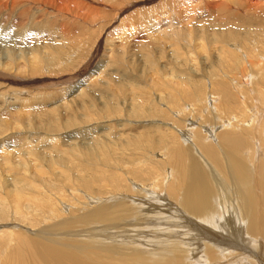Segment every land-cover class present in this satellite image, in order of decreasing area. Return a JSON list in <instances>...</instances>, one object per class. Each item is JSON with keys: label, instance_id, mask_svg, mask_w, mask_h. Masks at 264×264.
I'll return each instance as SVG.
<instances>
[{"label": "rangeland", "instance_id": "obj_1", "mask_svg": "<svg viewBox=\"0 0 264 264\" xmlns=\"http://www.w3.org/2000/svg\"><path fill=\"white\" fill-rule=\"evenodd\" d=\"M106 1L101 0V2H99L105 5L104 8L106 9L107 6L116 5L114 4L115 0H109V3H107ZM137 1L138 0H122V2L119 3L118 6H116V10L112 11H108V9L105 11H101L103 7L102 5H99L98 7L101 11H99V15H95V12L93 14L91 13V11L87 12L88 18L91 17V22H89V24H87V26L84 28L85 39L91 40L92 37H96L97 32L100 29L104 28L109 22V27L107 29L104 28L103 31H105L104 37L106 38L109 35H115V38L112 37V51H108L105 53V50H103L105 48H103L102 46L100 49V51H102H99L97 57L94 59L95 61L96 59L97 61H100L102 59L101 62L89 63L88 61L83 60V58L89 54L88 50H90L89 46L85 48L86 50H84L86 53L82 51L80 58L84 56V53L86 55L79 61L78 64H76V66L79 69H82L84 67L89 68L85 74H83V72L81 71L82 76H77L78 78L74 77L70 80H68L67 77L60 76L61 74L59 73L53 72L51 74L43 73L44 76H32L33 79L28 78L29 76L27 75V73H31L29 69L30 65L26 62L27 58L30 56V54H28V51L30 52V47H33L35 44L36 47H34V49H40L39 52H42L43 48H39V45L43 47L44 44L41 42V39H38V42L35 39L39 33L36 34L37 30H32L33 28L30 22H27L20 27H15L13 29H10L11 26L7 22L8 25L6 24L0 30V62H4L8 59V56H6L8 54L3 46L5 47L14 45V43L17 44V42L15 41V39L17 38L15 34L19 33L21 35L19 36L20 42L12 51V53L15 54L13 61L21 63L19 67L23 65V61L27 63V65L25 64V68L23 69H18L15 65H13L14 67L12 69V72L10 74H7V79L5 78V81L2 80V82L0 81V84L4 85L3 87L2 85H0L2 87H0V139L2 138L0 140V253H3L4 249L2 248H6V255L13 253L14 249L15 251L18 249L21 239L29 238L33 235L37 237V235H39L38 232L41 231L40 228L42 226L46 227L49 225L48 223L52 221L60 222L58 218L47 221L44 224L39 223L37 217L40 214L48 218H54L56 217V213L60 208L62 213H64L61 215L62 217H69L70 219L77 218L80 217L82 213L87 209L91 208V206L96 205L95 203L100 204L104 201L116 200L117 195L119 194V200L124 199L125 201H127L128 198L147 200L148 196L151 193L150 191H152L151 195H154V193H156L155 195H160L166 199L167 195L169 194L166 191L167 189L165 188H167L169 184L168 182L166 183L167 186L165 183L162 184L161 179H163V173H166L167 171L169 172V170L170 172H172V170H177L180 172V174H182V168H186L185 162L187 161V159H189V157H191V160H198L199 158L198 166L203 167L200 168L205 171V175L209 176V180L214 179L213 185L215 187H212V189L214 188L213 193L217 194V190L219 188H223L225 190H221L220 192H224L226 195L228 194L230 197H232L233 191L229 192L230 190H232V187L230 184L231 180L226 164L228 155L225 153L224 149L222 150L223 152L219 150V145H221L220 147L222 148V144L215 146V141L213 138L215 135H217L218 131H221L223 129V126L226 123L225 121H230V123L240 125V123H247V121L249 119L251 120L252 117L253 119H256V122L253 124L251 130L248 129L247 131H245L244 135L241 131L237 133L238 135L240 134L239 137L243 140V142L237 146V154H239L238 156H241L244 161L246 158L249 159V162L250 159L253 161L256 158L255 155H257V151L254 139L257 137V134L255 131H257L259 127H262L264 125V116H261L264 115V71L262 72L263 74L260 73L259 76H257V74L255 78H253V80H249L250 78H245L246 80H243L242 78L234 79L237 83H241L240 93L243 92L242 94H244L246 98L245 96H240L241 94L239 93V90L234 89L232 83V87H230V81L226 82L225 79L221 78V73L224 69H229L231 63L233 64V67L236 65V63H234V59L232 58L235 54L232 53L237 51L238 47L241 48L243 52L245 51V55L247 54V51L249 53L253 52L254 46L251 45V41L249 42L248 39L246 40L245 38L244 42H242L240 39H237L236 41L230 40L227 44L225 43V45L223 46V49L225 50H223V52L228 53L225 54L222 61L218 63L219 60H216L218 51H216V49H220L219 45L217 43V40H214V38L212 39L208 34L204 35L203 41L201 42V46L198 50L195 45H191L189 41L183 39L181 36L166 35L163 32V29L166 28L169 30V28L166 26V24H164L165 21H161L159 25V20H154L152 22V24L154 25L152 29L141 31L138 36L137 32L135 33L134 30L130 29H127V32L122 33V28L118 26L119 21L112 23L113 21L110 19L121 8L129 5V3H133V5L129 10L126 11L128 13L125 12L124 14H129L128 17H125L127 21L137 19L139 17H142V15L145 16L146 14H148L150 9L155 10L156 8H160L163 5L170 6L171 4H174V0H155L152 4L146 6L143 4L144 0H139L138 2ZM195 2H198L199 5H197L198 7H200H197V12L199 11V9H201V7H203L201 6L203 5L201 4L203 0H201V2L200 0H197ZM189 5H191L192 7V4ZM170 7L164 9L161 8L159 12H165L167 10L170 12ZM185 7L188 9L187 6ZM73 10H76V8L73 7ZM231 10L227 12V14L230 13L229 15H227L226 12H212L211 15L214 16L213 18L211 17L210 21H200V23H203L204 26L201 28L199 27L200 24L196 23V26H194V28L199 27L197 29H200V31L198 30V32L201 33L206 32L209 29L208 26H210V24H214V26L217 27V25L219 24H224L226 26V23L230 22V26L227 29L223 30L222 33H226L230 36L232 35V33L238 34L239 32L240 34H242L244 32L242 34V36L244 37V34L246 35L249 28L251 29L252 27H255V24H260V22H257V20H255L249 13H247V10H242L241 12L239 11L240 13L236 14V16L232 15V13L236 12L234 11L235 9ZM168 13L167 15L169 16ZM99 16H104L103 22L100 26H98L99 20L97 19ZM161 16H164L163 13L159 16V18ZM207 17L208 16L204 18L206 19ZM251 18L253 22H250ZM160 20H162V18H160ZM173 20L174 26L170 29L177 28V26L181 27L183 25V21L177 24L174 17ZM171 22L172 20H170V23ZM7 27H9V29H7ZM228 29H230L231 31ZM39 30L40 32L42 31L49 33L52 38H57L60 34L58 29H51L49 26L45 25L41 26ZM3 31H6L7 33H4ZM117 35L124 37L125 40L123 39V42L119 41ZM133 36L137 37L135 39H131ZM6 37H9V39H7ZM60 38L64 39V37L61 36L58 38V40H61ZM89 45L91 46V44ZM203 47L205 49V54H203V51L201 50V48ZM263 48V46L261 47L259 46V44H257L256 51L262 50ZM190 53H192L195 57L194 64L191 63L193 57L190 56ZM20 54L22 56H20ZM42 54L38 55L41 56ZM98 56H100L101 58H98ZM204 59L207 60L204 61ZM205 65H213L212 67H210V71L212 72L211 74H207L209 70H204ZM74 66L75 64L72 65L71 69L74 68ZM98 66L99 69L94 70V73H90L95 67ZM16 71H19V73H16ZM216 71H218V75ZM254 71L255 70L252 71L251 69L250 73H252V75H255ZM4 73L6 72L0 70V76L3 77ZM247 73L248 71L246 72V74ZM95 76L97 78H94ZM59 77L64 78L59 79ZM157 78L159 79L158 84L153 85L154 80ZM257 78L261 83H259ZM14 80L17 81L18 84L13 83ZM246 81H248V83L250 82L249 85H245ZM85 83H89V85H87V88L83 90L81 94L78 89L81 87H85ZM179 84H182V86H179ZM198 84L199 89L197 94L194 96L187 95L185 97L182 95H176L173 97H167L169 93H175L183 89L186 90L187 93H189L190 90L196 89L198 87ZM155 86L159 89H156ZM260 88L262 89V92ZM258 90H260V92ZM232 91H234L235 93ZM245 92L247 94H245ZM248 93L251 96H249ZM226 94L228 95V97H226ZM233 94H235L236 97L233 98ZM160 95L164 97L166 96L167 99L158 104L155 101H158L160 99ZM258 95H260L261 97ZM230 96L231 98H229ZM225 98H227V101H225ZM230 101H232V103H230ZM89 102H91V104L93 105L91 112L88 111L86 105L84 107V103ZM237 103L240 104L237 105ZM2 104L5 108L2 106ZM6 106H8L9 109H7ZM242 107L243 109L241 110ZM79 110L80 112H78ZM220 110H222V112H220ZM238 111L242 114V116ZM82 115L85 116L86 119ZM244 115H247V117H245ZM72 116L74 117V119ZM239 116H241L242 119ZM48 118H50V120ZM80 118H84L85 120L83 119L80 121ZM87 118L88 120H91L88 121ZM233 119L235 122L233 121ZM115 120L116 122H120L121 124H126L124 128H126V131L130 130L129 132H132L131 136L138 134L137 131L150 130L152 133L151 135H153V143L150 144V146L141 144L138 149H134L128 146L124 140L119 139L120 135H122L121 128L113 127V125H111L110 122H115ZM241 120L242 122H240ZM222 121L225 123H223ZM250 122L252 123V121ZM94 128H97L95 133L93 132L95 130ZM15 129L16 131H14ZM19 130H22L23 132L21 133ZM17 131L19 132V134ZM123 131H125V129ZM209 132L213 133V135ZM113 134H116V136H113ZM23 136L25 138H23ZM93 136L103 140L104 142L110 141L111 143H117L122 149H119V152L115 153V151L111 148V150H109L108 152L109 158H107L106 160L100 153L96 154L95 156L94 154L91 155L88 153L85 147V142L91 140ZM193 136L194 140L192 139ZM247 137L249 138V140ZM252 137H254V139ZM158 138L162 139L160 145H157V143H155ZM205 139L212 140V142L208 144H210V146L215 150L214 158L216 160L220 159L221 162L219 160L217 162H214L216 160L212 158L211 160H214L211 161L212 163L214 162L212 164L210 162V159L206 157V155H204V153L200 150L199 145L200 143L205 141ZM251 142L253 143L251 144ZM263 143L264 141H262V145ZM211 144H213V146ZM248 145L251 146L249 147ZM30 146L32 147V149ZM173 147H179V154L175 153L174 156H172L174 151H171L170 148ZM246 147V152L242 153L243 150H245L242 148ZM248 147L250 148V150L248 149ZM252 150L253 153L249 154ZM37 155H39L38 159L28 161L22 165H19L20 162L24 161V158L27 159V156H29V159L31 157H37ZM179 163L180 166L178 167ZM219 164H221V167L223 166V170L219 169ZM213 166L216 167L215 170L218 168L222 173L218 172V169L217 171H215L213 169ZM58 169H63L61 175L57 174L58 172H56V170ZM96 169H98V171L101 173L100 175L96 174ZM210 170L212 171V173ZM140 174L143 175L140 176ZM216 174L218 175V177ZM222 174L225 175V177H223L227 179H223ZM158 176L160 177V179ZM174 176L175 174L172 175L169 180H174L172 178ZM222 179L224 180V182H222ZM112 181L115 182L113 183ZM129 181H131L132 183H129ZM155 182H158L159 187L162 188L158 187V189L154 190V184L152 183ZM175 186L179 185L175 184ZM180 186V188H183H177V195L175 194L176 197L183 194L184 186H182L181 184ZM72 188L76 189L79 194H82V196L77 197L78 194L76 195L68 191ZM128 189H130L131 195ZM16 190L20 191V193L23 195V201L19 202V211L17 209V212L14 213V205L12 203V199L13 192ZM81 190H85V194ZM107 190L112 191V197H106L104 192ZM178 190H180V192L182 190V194L180 192H177ZM45 191L47 193L46 196H44ZM114 191H116V194L114 193ZM102 192L104 197L98 194ZM87 195L93 199V204L88 200L90 198H86ZM172 201L174 200L171 199V202ZM178 201L179 200H177V202ZM78 202L80 203L78 204ZM10 205H13L11 210H9ZM176 205L179 206V204ZM63 207H65V209ZM25 212H29V215H25L27 216V218L23 216ZM130 212L131 211H129V213ZM129 213L127 212V215H129ZM163 213H166V210H164ZM139 214L140 213H137L136 215ZM141 215L143 216L139 215V217H134L132 213H130L129 217L132 216L130 218V221L131 219H135L136 223L139 221V219L136 218H144L146 216V218L149 217V221L153 220L158 222L156 218H152V215H144L142 213ZM178 215L179 214H177V216ZM161 216L166 217L168 216V214H161ZM119 226L121 227V225ZM83 227H85V229ZM138 227H140L141 232H143L144 227ZM167 227L168 231L165 233V235H163L164 238L168 237V234L175 231V228L173 229V227H169V225H167ZM98 228L103 229L104 227L97 226V228L95 229ZM128 228L130 229V227H127V229ZM77 229L78 231H82L84 235H88V230L90 228H87V226L84 225H77L75 226V230L77 231ZM105 230L110 233L115 232L114 228L107 227L105 228ZM119 230L122 231V229ZM151 230L156 231V229ZM9 233H11L13 240L8 246H3L2 240L6 236H9ZM129 234H133L132 231ZM156 234H158V232H156ZM156 234L149 231L147 233H143L142 235L140 234L139 237L145 238L146 236H148L155 240L156 238H159V236H161L159 234ZM75 237L76 236H73V238ZM88 238H90V236L84 238V240H89ZM102 242L103 244L106 242L111 243L109 239H103L101 243ZM130 245L135 246L132 244V242L127 243V247L131 248ZM151 245L152 244L147 243L144 244L143 247H137H141L139 248V251H142L143 254V252L146 253L147 250H149V247L152 248ZM1 258L3 257L0 256V264H2Z\"/></svg>", "mask_w": 264, "mask_h": 264}, {"label": "bare ground", "instance_id": "obj_2", "mask_svg": "<svg viewBox=\"0 0 264 264\" xmlns=\"http://www.w3.org/2000/svg\"><path fill=\"white\" fill-rule=\"evenodd\" d=\"M154 1L155 0H144L143 4L146 6L147 5L149 6V4H152ZM195 1L197 0H176V1L174 0V4L170 5L171 7L169 5L168 6L163 5L160 8L157 6L158 8H156L155 10L150 9L148 14H146L145 16L142 15V17H139L137 19L127 21L125 17H128L129 14L128 15H124V14L133 5V3H129V5L121 8L118 12H116L115 15L110 20L113 21V22L111 21L112 23L119 21L118 26L122 28V33L127 32V29H130V30H134L135 33L137 32V36L141 33V31H147V30L152 29V27L154 26L152 22L154 20H159L158 24L161 23V21H165L164 24H166V26L169 28V30L166 28L163 29V32L166 35L181 36L183 39L189 41L191 45H195L198 50L201 46V42L203 41L204 35L208 34L209 36H211L212 39L213 38L214 40L216 39L219 45L220 49H216V51H218V56L216 57V60H219L218 63H220V61H222L223 59V56L228 53V52H223V50H225L223 49V46L225 45V43L227 44L230 40L236 41L237 39H240L242 42H244L245 38L246 40L248 39L249 42L251 41V45L254 46L253 52L249 53L247 51V54L245 55L244 53L245 51L243 52L242 49L238 47L239 49L237 48V51L232 53V54H235L232 58L234 59V63H236V65L233 67V64L231 63V66L229 67V69H224L223 72L221 71L222 72L221 78L225 79L226 82L230 81V87H232L233 85V88L239 90V93H240L241 83L240 84L237 83L234 80L235 78L237 79L242 78L243 80L245 78H250L249 80H253V78H255L257 74H258L257 76H259L260 73L264 71V48L262 50L256 51L257 44H259V46L261 47L262 46L264 47V0H203V2L201 3L203 4L201 5L203 7H201V9H199V11L197 12L196 10L199 4L198 2H195ZM99 2H101V0H0V30L7 24V22L12 27L11 28L9 26L10 29H13L15 27H20L21 25L27 22H30L33 28L32 30H37L36 34L39 33L35 39L37 40V42H38V39H41V42L44 43L43 47H41V45L38 44L39 48H43L42 52H39L40 49H34V47H36L35 44L33 47H30L31 51L30 52L28 51V54H30V56L27 58L26 62L30 65L29 69L31 72V73H27V75L29 76L28 78L33 79L32 76L43 75V73L51 74L53 72V73H59L61 74L60 76L67 77V79L70 80L74 77L82 76L81 71L83 72V74H85L89 68V67L88 68L84 67L82 69H79L76 66V64H78L79 61L86 55L85 48L89 46L90 50L87 49L89 54L86 55L83 58V60H86L89 63L101 62L102 59L100 61L99 60L97 61V59L95 61L94 59L97 57L102 46L103 48H105L103 49L105 50V53L108 51H112L111 50V44L113 40L112 37H114L115 35L114 36L109 35L111 38L109 36L106 38L104 37L105 31H103L104 28L107 29L109 27L108 25L110 24L109 22L104 28L100 29L97 32V36L92 37L91 40H86L84 37V34H85L84 28L87 26V24H89V22H91L90 21L91 17L88 18L87 12L91 11L92 14L95 12V15H99L102 10L104 11L107 9L108 11L116 10L115 9L116 6H118V4L122 2V0H115L114 4L116 5L107 6V9L104 8L105 5ZM106 2L109 3V0ZM189 4H192V7ZM99 5H102L103 7L101 11L98 7ZM185 6H187L188 9ZM73 7L76 8V10H73ZM168 7L171 8L170 12L167 10L169 13L167 11L159 12L161 8L164 9ZM231 9L233 10L235 9L234 11L236 12L233 11L234 13H232V15H235V16L236 14H239L242 10H247V13H249L255 20H257V22H260L261 25L255 24V27H252L251 29L249 28L248 31L246 30L247 33L246 35L244 34V37L242 36L244 32L243 33L241 32L242 34H240L239 32L238 34L232 33V35L230 36L226 33H222L223 30L227 29L230 26V22L226 23V26L224 24H221V25L219 24L217 25V27H215L214 24H210V26H208L209 29L206 32H201V33L198 32V30L200 31V29H197V28L199 27L202 28L204 26L203 23L202 24L200 23V21H203V20L210 21L211 17L213 18L214 16V15L213 16L211 15L212 12L213 13L214 12H226L227 14V12L230 11ZM182 11L183 12L186 11V12L183 13ZM162 13L164 16L163 17L161 16L160 18H162V20H160L159 16ZM167 13L169 14V16L167 15ZM229 14L230 13H228L227 15ZM206 16L208 17L205 19L204 17ZM103 17L99 16L97 18L99 20L98 26H100L101 23L103 22ZM173 17L177 24L183 21L182 24L183 25L185 24V25L184 26L182 25L181 27L177 26V28L170 29L171 27L174 26ZM200 17H203V18H200ZM195 18H198V19H195ZM170 20H172L171 23H170ZM250 22H253L252 18ZM196 23H199L200 26L194 28V26H196L195 25ZM43 25L49 26L51 29H54V28L58 29L60 34L58 35L57 38H52L49 33L42 32V31L40 32L39 29ZM9 27H7V29H9ZM32 32H35V31H32ZM22 33H25V32H22ZM15 36L17 37V38L15 37L16 38L15 41L17 42V44L14 43V45H9L5 47L3 46V48H5L8 54L6 55L8 56V59L5 60L4 62H0V70L3 72L4 71L6 72L4 73L3 77L0 76L1 82L2 80L5 81V78L7 79L8 77L7 74H10L12 72V69L14 67L13 65H15L16 68L18 69L20 68L23 69L25 68V64L27 65V63L23 61L24 66L22 65L21 67H19L21 63H17L13 61L15 54H13L12 51L19 44L20 42L19 36L21 35L17 33L15 34ZM61 36H63L64 39L60 38L61 40H58V38ZM137 36H133L131 39H135ZM117 38H119V41H122V42H123V39L125 40V38L121 36H118ZM7 39H9V37ZM89 44H91V46ZM201 50L203 51V54H205L204 47L201 48ZM82 51H84L85 53H84V56L80 58ZM38 54H42V55L40 56ZM20 56L22 55L20 54ZM190 56L193 57L191 63L194 64L195 57L193 56L192 53H190ZM99 57L100 56H98V58ZM206 60L207 59H204V61ZM73 64H75V66L74 68L71 69ZM213 65H207V66L205 65L204 70L205 71L209 70V72L207 73L208 75L212 73L210 71V67H212ZM97 69H99V66L95 67L90 73H94V70H97ZM251 69L252 71L255 70L254 71L255 75H252V73H250ZM247 71L248 73L246 74ZM216 72L218 75V71ZM16 73H19V71H16ZM64 77H59V79L64 78ZM94 78H97V77L95 76ZM158 80H159L158 78L155 79L153 85L158 84ZM13 83L18 84V82L15 80ZM249 83L248 81H246L245 85L246 84L249 85ZM259 83L261 82L259 81ZM87 85H89V83L86 84L85 87L79 88L78 91H80V93L82 94L83 90L87 88ZM3 86L4 85H2V87ZM179 86H182V84H179ZM250 86H253V85H250ZM155 88L159 89L156 86ZM198 89H199V84L196 89L190 90L189 93H187L186 90L183 89L175 93H169L167 97H173L176 95H182L185 97L187 95L194 96L197 94ZM260 90L262 92L261 88ZM260 90L258 91L260 92ZM242 93H240L241 94L240 96L244 97L245 95ZM245 94L247 93L245 92ZM234 95L235 94H233V98L236 97V95L235 96ZM231 96L229 98H231ZM249 96L251 95L249 94ZM226 97H228L227 94H226ZM166 99H167L166 96L164 97L160 95V99L155 102L159 104ZM225 99H226L225 101H227V98ZM263 101H264V97H263ZM230 103H232V101H230ZM239 104L240 103H237V105ZM85 105H86V108H88V111L91 112L92 107H93L91 102L84 103V107ZM6 107L7 109H9L8 106ZM242 109L243 107L241 108V110ZM78 112H80V110ZM220 112H222V110H220ZM244 116L247 117V115H244ZM261 116L263 117L264 115H261ZM83 117L85 118V116ZM48 119L50 120V118ZM83 119L80 118V121ZM250 121H252V123ZM225 122H223L225 123V125L223 126V129L221 131H218L217 135H215L213 138L215 141L214 142L215 146L222 144V148L220 147L221 145H219V150L223 152L222 150L224 149L225 153L228 155V158L226 159L227 160L226 164H227V170L229 172V176L231 180L230 184H231L232 190H230L229 192L233 191L232 197H230L228 194L226 195L224 192H220L221 190H225L223 188H219L220 190L219 189L217 190V194L213 193L214 188L212 189V187H215L213 185L214 179L209 180L210 179V178L208 179L209 176L205 175L206 174L205 171L201 169L203 167L198 166L199 158L198 160L197 159L191 160L190 159L191 157H189V159H187V161L185 162L186 168H182V174H180V172L177 170H174V171L172 170V172H170L169 170L170 173L168 171L166 173H163L164 176L162 177L163 179H161L162 184L164 183L166 184L167 182L169 184L168 187L165 188L167 189L166 191L169 194V195L166 194L167 195L166 199L160 195L159 196L155 195L156 193H154V195H151L152 191H150L151 193L148 196L147 200L143 199L144 201L138 200L136 198H128V197H126L128 198L127 201H125L124 199L119 200L118 199V196L120 195L119 194L117 195L116 200L104 201V202H101L100 204L95 203L96 205L91 206V208L87 209L85 212L82 213L80 217H77V218L70 219L69 217H62L61 215L64 213H62L60 208L58 209V212L56 213V217L54 218L52 217L48 218L40 214L37 217V220L39 223L44 224L47 221L58 219V218L60 222L52 221L48 223L49 224L48 226L46 227L42 226L40 228L41 231L38 232L39 235H37V237L33 235V236H30L29 238L21 239L19 242L18 249L16 251L14 249L13 253L11 254L6 255V248H2L4 250H3V253H0V256L3 257L1 258V263L2 264H130V263L131 264H264V143L262 145V141H264V138H262L264 137V125L257 129V131H259L260 133L255 131L257 134V137L255 139L254 137H252L254 139L256 151H257V155H255L256 158L253 161L250 159V162H249V159L246 158L245 159L246 163H245L244 159L241 156H238L239 154H237L238 153L237 146L243 142L242 138L239 137L240 134L238 135L237 133L241 131L244 135L245 131H247L248 129L251 130L253 124L256 122V119H253L252 117V119L251 120L249 119L247 123L245 122L242 124L240 123V125L239 124L235 125L233 123H230V121L229 122L225 121ZM240 122H242V120ZM110 123L111 125H113V127L121 128L122 135H120L119 139L124 140L128 146L134 149H138L141 146V144H146L150 146V144L153 143V139H152L153 135H151L152 133L150 130L137 131L138 134L131 136L132 132H129L130 130L126 131V128H124L126 124H121L120 122H116V120L115 122L112 121ZM96 129L93 131L94 133L96 132ZM124 129L126 132L123 131ZM127 129H128V126H127ZM14 131H16V129ZM20 132L22 133L23 131L21 130ZM211 134L213 135V133ZM113 136H116V134H113ZM23 138L25 137L23 136ZM192 139L194 140V136ZM211 139H207V140L205 139V141L202 140L203 142L200 143L199 145L200 150L204 153V155H206V157L210 159V162L216 160L214 158L215 150L213 147L210 146V144H208L212 142L213 139L212 140ZM161 140L162 139L158 138L155 143H157V145H160ZM67 141H71V140H67ZM252 143L253 142H251V144ZM211 145L213 146V144ZM25 147H28V146H25ZM85 147L89 154L91 155L94 154L95 156L96 154L100 153L103 156V158H105V160L109 158L108 152L109 150H111V148L115 151V153L119 152L118 151L119 149H122L117 143H111L110 141L104 142L103 140L96 138L94 136L91 138V140H88L85 142ZM249 147L248 149L250 150ZM178 148H174V147L170 148L171 151H174L172 156H174L175 153L179 154ZM242 149H245L242 152L244 153L246 152L247 147L242 148ZM28 152H32V151H28ZM252 153H253V150L250 151L249 154H252ZM29 156H27V159L24 158V161L20 162L19 165H22L28 161H33L39 158V155H37V157H31L28 159ZM212 158H214V160H211ZM218 160L220 161V159ZM218 160L214 162H217ZM221 164H219V166ZM179 166H180V163L178 167ZM215 166H213L214 170L216 168ZM217 169L215 171H217ZM219 169L223 170V166L222 167L220 166ZM220 170L218 172H221ZM62 171L63 169L56 170V172H58L57 174L59 175H61ZM95 172L97 175L101 174L98 171V169H96ZM174 174L175 176L172 177L174 180H169V178H171V176ZM142 175L140 174V176ZM223 176L225 177V175L222 174V177ZM224 177L223 179H227ZM223 179H222V182H224ZM131 181H129V183H132ZM155 183H152L154 184L153 185L154 190L158 189L159 187L158 182L156 184ZM175 184L179 186H175ZM180 184L184 186V191L182 194L181 193L182 190L181 192L180 190H178L177 192H180L182 195L176 197L175 196V194L177 195L176 190L178 187L179 188L181 187ZM159 188H162V187H159ZM128 190L131 195L130 189ZM46 191L44 192V196H46L47 194ZM68 191L76 195L78 194L77 197L82 196V194H79V192L74 188ZM81 191H83L84 194L86 192L85 190H81ZM115 192L116 191H114V193ZM104 193L106 197L112 195L111 190H107ZM98 194L100 196H103V192L98 193ZM86 198H90L88 200L92 202L93 204L94 201L91 197L87 195ZM171 199H173L174 201L171 202ZM177 200L179 201L177 202ZM20 201L21 202L23 201V195L20 193V191L16 190L13 192V199H12V203L14 205V209H13L14 213L17 212V209L19 211ZM79 203L80 202H78V204ZM176 204H179L180 207L177 206ZM13 205L9 206V210L12 209ZM63 208L65 209V207ZM164 210H166V213H163ZM129 211H131L130 213H132L134 217H139V215L143 216L141 215V213L144 215H152V218L153 219L156 218L158 222L153 221V220L149 221L150 220L149 217L146 218V216L144 218H136V219H139V221L136 223H135L136 221L135 219H131L132 221L131 222L130 218L132 216L129 217L130 215ZM127 212L129 213V215H127ZM137 213H140V214L136 215ZM161 214H168V216L163 217L161 216ZM177 214L179 215L177 216ZM25 215H29V212H25L23 216ZM25 218H27V216H25ZM126 219H127V222H126ZM77 225L78 226L84 225V226H87V228H90L88 230L89 233L87 232L88 235H84V233L82 231H78V229L76 231L75 226ZM119 225H121V227ZM167 225H169V227H173V229L175 228V231L168 234V237L164 238L163 235H165V233L168 231ZM97 226L99 227L103 226L104 228L95 229L97 228ZM138 226L144 227L143 232H141L140 227ZM107 227L114 228L115 232L114 233L108 232L107 230H105V228ZM127 227H130V229L129 228L127 229ZM83 228L85 229V227ZM119 229H122V231H120ZM151 229H156V231H152ZM131 231L133 234H129ZM149 231L154 234L158 232V234L161 235L159 236L160 239L156 238L155 240H153L152 238L148 236H146L147 238L139 237L140 234L142 235L143 233H147ZM73 236H76V237L73 238ZM89 236H90V238H88L89 240H86V239L84 240V238L89 237ZM103 239H109L111 243L106 242L103 244V242L101 243ZM12 240L13 238L11 236V233H9V236H6L2 240V245L8 246ZM131 242L135 246L130 245L131 248L127 247V243H131ZM147 243L152 244L151 245L152 248L149 247V250H147L146 253L143 252L142 254V251H139V248L141 247H137V246L143 247V245ZM132 247H133V250H132Z\"/></svg>", "mask_w": 264, "mask_h": 264}]
</instances>
